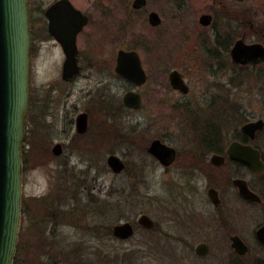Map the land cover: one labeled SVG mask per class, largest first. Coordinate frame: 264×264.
<instances>
[{
    "label": "flooded vegetation",
    "instance_id": "1",
    "mask_svg": "<svg viewBox=\"0 0 264 264\" xmlns=\"http://www.w3.org/2000/svg\"><path fill=\"white\" fill-rule=\"evenodd\" d=\"M238 1L29 0L31 84L21 150L22 182L25 188L26 170L33 157H39L43 165L51 161L55 163L47 180L52 178L57 181L55 188H52L53 182L39 195L29 194L23 201V213L28 218V224L35 225L37 218L38 224H45L38 236V243L49 245L62 225L82 227L88 233L89 254L102 255L103 261L108 264L117 263L118 251H111L107 245L95 247L91 243L104 239L130 240L137 229L151 233L158 229V221L148 215L145 209L134 216L128 213L133 209L138 210L144 198H151L144 192V189H149L144 183V172L153 163L162 169L161 175L171 177V173H175L177 178L182 179L171 181L164 197H160L162 199L155 197L156 202L173 214L169 218L178 221L176 227L179 233L164 237H140L143 244L141 249L146 251L143 258L147 256L151 264H159L155 260L158 250L154 245L160 243L162 238L186 245L189 253L184 264H205V261L208 264H264V243L256 233L260 226H264V118L261 115L254 116L255 113L252 114L236 100L231 102L229 88H224L225 83L219 79L223 72L228 71L226 79L229 87L236 88L256 71L258 74L255 78L264 83V55L248 52L245 61L240 62L230 55L231 47L239 39L244 45L253 43L264 46V21L256 22L254 7L249 4L240 9ZM70 44L73 45L74 62L79 70L71 77L63 78L62 63L67 61L64 51L71 49ZM43 46L53 49L50 57L58 63L60 85L66 87L54 95L48 90L43 92L34 87L36 74L39 73L34 67L35 63H52L47 58L41 59ZM119 52L128 53L121 56L122 63H139L142 78L126 77L115 71ZM178 59L184 64H172L178 63ZM147 62L154 64L152 72L155 87L151 90L154 96L153 115L157 116V120L163 117L171 122L174 118L165 116L163 112L167 110L170 113L173 110L180 113L177 122L181 123L179 130L182 139L178 142L167 139L166 131L147 138L142 129L137 130V125H130L132 129H128L129 135H125L122 128L119 131L113 129L111 133L109 125L112 121L106 117L110 116L112 107L107 102L109 86L104 83V79L107 76L119 78L124 85L121 97L116 101L117 109L139 113L140 110H146V94L142 89L148 85L147 80L150 78L148 67L144 65ZM188 62L193 64L185 65ZM201 69L207 72V77H211L209 83L212 89L200 90L197 96L190 91L191 80L203 76L200 74ZM93 74L100 78L96 82V92L88 90L79 95V91L73 87L75 82L83 76L92 77ZM174 76L181 79L184 91L174 87ZM260 88L257 95L264 102V85ZM129 92L137 94V108L123 104L124 96ZM190 94L199 97L201 102L193 101ZM81 98L89 101L87 108L78 107ZM91 99L94 102L90 106ZM97 111L101 112L104 119H99L101 122L96 132L89 127V123L94 120L92 116ZM246 111L249 116H246ZM81 113L86 121L83 130L78 128ZM48 116L54 120L48 119ZM222 116L226 117L227 123L222 121ZM58 118L62 124L55 131L53 128L57 124L54 122ZM256 120H262L260 128L242 130L245 123ZM228 126L234 132L226 138L223 128ZM131 134H136L139 140L135 143L129 141L126 136ZM152 140H158L165 146L158 151L162 159L149 152ZM117 141L125 147L133 143L142 150L149 162H141L136 165L133 174H127L133 177L129 189H113L104 184L95 186L102 175L111 172L118 175L127 168L124 159L108 148L110 142ZM234 141L258 150V159L263 163L260 171H252L247 164L229 157L226 148ZM172 148L173 156L169 158L165 151ZM87 154L90 155L89 160L85 159L84 155ZM96 154L102 162L98 167L93 166L98 158L94 157ZM112 154L122 162L118 171L112 168ZM214 154L216 157L213 158ZM90 179L92 184H88ZM198 179L203 181L204 196L193 205L199 189ZM236 179L242 180L255 198L243 197L234 182ZM142 186L146 188L139 190ZM210 189L217 199L215 203L209 197ZM35 206L41 208L36 209ZM144 214L153 222L150 228L138 222V217ZM124 222L130 224L133 232L124 238L117 237L111 230L112 226ZM234 237L241 239L245 248L240 246L244 251L238 252L231 245ZM198 244L205 246L204 253L196 251ZM123 251L124 259L134 254ZM170 253L173 251L170 250ZM38 254L42 255L41 252ZM171 259L175 262L174 258ZM171 259L170 264H175Z\"/></svg>",
    "mask_w": 264,
    "mask_h": 264
},
{
    "label": "rangeland",
    "instance_id": "2",
    "mask_svg": "<svg viewBox=\"0 0 264 264\" xmlns=\"http://www.w3.org/2000/svg\"><path fill=\"white\" fill-rule=\"evenodd\" d=\"M251 4L254 9L255 13L253 16L256 22L264 21V0H240L238 1V5L240 9L248 7V5ZM53 49H50L49 47L43 46V52L41 54V59L47 58L49 61H52V63H35L34 67L37 68L38 74H36L35 77V84L34 87L40 89L43 92H46L48 90V93H53V95L56 93V91H63L66 87L60 85V78L58 77L59 69H58V63L54 61V58L51 59L50 53H52ZM51 59V60H50ZM56 59V58H55ZM176 66L183 65L178 59V63H172ZM192 62L185 63V65H191ZM145 67L147 68V73L149 74L150 78H148V85L144 87L143 92L145 95V106L146 110H140L139 113L135 112H121V110L116 108V101H118L121 97V91L123 90V84L120 81L119 78L115 79L113 77L107 76L106 79H104V83H106L109 86V91L107 93L108 95V103L109 106L112 107V110L110 111V116L106 117L108 120H111L110 123L111 127V133L113 134L114 130H118L120 128L123 129V132H126L125 135H129L127 133L131 129L129 128L130 125L136 126L137 130L142 129V132L145 133L147 138H151V136H157L161 133H165V131L168 134L167 139H170L171 142H175L180 139H182L181 132L179 130L180 124L177 121L180 120L179 116L180 113L171 110L170 113L165 110L163 113L165 116L174 118L173 121L167 122L165 118H161L160 120H157V116L153 115L154 112V105H153V99L154 96H152V89L155 87V83L153 81L154 74H153V66L154 64L151 62L144 63ZM262 68L264 70V65H262ZM202 70V69H201ZM255 72V73H254ZM249 76H247V79L236 88L229 87L228 79H226L227 75L229 74L228 71L223 72L219 79L220 81L224 82L223 85L224 88H229L228 92H230L229 100L232 102V100L238 101L240 104H243V107H246L248 111H250L254 116L261 115V117L264 118V110L263 105L264 102L260 96H258L257 92L260 86L264 85V83L260 80H257L255 77L257 76V72L254 71ZM202 73V77L198 79L196 77L195 79H192V86L190 87L191 93H194V95L198 96V93L201 91H210L211 83L210 79L211 77H207L208 74L206 71L200 72ZM198 74V75H200ZM100 79L99 76L96 74H93L92 77H81L77 82H75V91H79V95L81 93H86V91H92V93L96 92L97 90V80ZM99 81V80H98ZM62 86V87H61ZM201 90V91H200ZM171 94V93H170ZM193 101L201 102L199 100V97H194L193 94H190ZM233 98V99H232ZM80 102L78 103V107L80 109L87 108L88 102L84 100L83 98L79 99ZM94 102V99H91L90 106ZM152 110V113H151ZM245 110V109H243ZM247 112V111H246ZM249 116V113L247 112V115ZM94 120H92L91 123H89V127L92 130L98 129V123L100 118L103 117L100 111H97L94 113ZM105 117V116H104ZM50 120H54L52 118L47 117ZM104 119V118H102ZM163 120V121H162ZM137 124H136V123ZM56 128L62 124L60 119L58 118L55 122ZM114 129V130H113ZM129 129V130H128ZM224 136L226 138H229L233 135L232 127H224ZM97 132V131H96ZM122 132V133H123ZM116 133V132H115ZM55 136L56 133H53ZM136 134H131L130 136H126V138L130 141L135 143L139 140V138L135 137ZM169 135H171L169 137ZM175 140V141H174ZM133 143L126 144L127 147L123 146V144L119 143L118 141L115 143L110 142V147L113 150V154H115L118 157H121L126 162L125 166L126 170H124L121 174L115 175L114 172H111V174L102 175L101 178L95 183V186H101L104 184L106 187L109 185L113 189H121L122 187H125L126 189L131 188L129 184L133 181V177H128L127 174H133L134 171H136V165H139L141 162H149L147 158L142 154V150L138 149L136 146L133 145ZM104 148L102 147L101 150ZM85 159L89 160V156L84 155ZM96 158V162L93 163V166L98 167L102 162L100 161L99 156L96 154L94 155ZM92 158V157H91ZM95 158H93L94 160ZM92 162V161H91ZM55 166V163L49 162L46 165H43L39 159V157H33L32 161L30 160V163L28 165V168L26 170V178H25V188H23V199L22 202L27 198L29 194L33 195H39L44 191L45 188H49L51 184L54 182V185L52 188L56 187L57 181L50 178V181H48V177L50 175V170L53 171L52 167ZM150 167H146V172H144V178H145V185L149 189H144V192H146L150 199L144 198V203L140 205V208L133 209L129 211L130 216H134V214L138 213L140 210H144L147 212L148 215L153 217L154 220H157V228L155 231L151 232H143L140 229L136 230V233L133 238L130 240L125 239V241H118L117 239H110L109 240H100L96 241L94 240L91 245L95 247H104V245H107V247L110 248L111 251L115 252L118 251V257L116 256L117 263L113 264H130L129 262H132V264H151L152 261L146 256V258H143L144 251L141 249L142 239L143 236H166L169 235H176L179 233L178 228L176 227L177 220L172 221L169 216H173V214H169L170 211H168L165 207L161 206L158 202H156L155 197L162 199L160 197H164V192L167 191V188L169 183L173 180L176 181H182L181 178H177L175 173H171V177H167L166 174L161 175L162 169L158 167L157 165L153 164L149 165ZM97 169H95L96 171ZM131 178V179H130ZM54 180V181H53ZM88 184H92L93 182L91 179L88 181ZM167 184H166V183ZM199 184L198 193L195 195V199L193 201V205L195 201H199L200 197H203L202 194L203 191V181L202 179L197 180ZM143 188H146L144 186L140 187L139 190H143ZM26 197V198H25ZM25 204V203H24ZM36 209H40L39 207L35 206ZM165 218V219H163ZM171 220V221H169ZM37 220H35L34 224H28V218L25 213H22V217L20 219V230H19V241H17V251H15L14 261L12 264H51L54 262L59 261V264H108L105 261H103L102 255L97 254H89L88 248H89V242L87 241L86 237H88L87 231L82 227H69L62 225L57 230V235L55 238H53V241L51 243L44 244V243H38L39 234L42 232L41 229L45 227V224L37 223ZM178 226V225H177ZM44 230V229H43ZM83 240H86L84 242H81ZM156 250H158L157 259L156 262L159 261V264H170V259L174 258L175 262L171 259L172 262L175 264H184L187 259V253H189V249H187L186 245L180 244V242H169V240L160 239V243H156L155 245ZM91 250V248H90ZM126 250V252H133L134 254L128 256L124 259L123 253ZM170 250L173 251V253H170ZM38 252H41V254H38ZM79 257H77V255ZM169 254H173L169 255ZM39 255V257H38ZM113 255V254H112ZM77 257V259L75 258ZM170 258V259H169ZM105 262V263H104ZM209 262L205 261V264H208Z\"/></svg>",
    "mask_w": 264,
    "mask_h": 264
},
{
    "label": "water",
    "instance_id": "3",
    "mask_svg": "<svg viewBox=\"0 0 264 264\" xmlns=\"http://www.w3.org/2000/svg\"><path fill=\"white\" fill-rule=\"evenodd\" d=\"M29 0H0V264H12L14 253L17 250V241L19 238L20 219L23 199V164L21 162L23 137H25V116L28 113L30 102V84H31V26L29 16ZM71 45V44H70ZM65 49L67 61L62 63V77H71L75 71L79 70L74 62V48ZM248 52H256L257 55H264V46L250 43L244 45L242 39H239L231 47V57L235 61H245ZM116 70L119 74L129 76L130 78H142L139 63H122L121 56L128 53L119 52ZM72 62V63H71ZM74 62V63H73ZM178 76L172 78L176 89H183V82ZM137 94L126 93L123 99L124 105L138 107ZM78 128L83 130L86 124L84 114H79ZM262 120H256L251 123H245L242 130L247 131L260 128ZM165 146L152 140L149 152L158 158L162 156L158 152ZM167 154H166V153ZM163 151L169 158L173 156V148L168 152ZM226 152L232 159H237L243 164H247L252 171H260L263 163L258 159V150L252 149L248 144H240L238 141L232 142L226 148ZM216 157L214 154L213 158ZM112 168L115 171L121 169V161L118 157L110 156ZM162 159V158H161ZM238 185V191L243 197L255 198V195L248 190L247 185L242 180L234 181ZM212 203H215L213 190L208 191ZM138 222L142 226L150 228L153 224L147 215H140ZM113 234L124 238L132 234L133 230L129 223L114 224L112 226ZM257 236L264 243V226L256 230ZM239 237H234L231 245L239 251H244L240 245L245 248ZM196 251L205 252V246L197 245Z\"/></svg>",
    "mask_w": 264,
    "mask_h": 264
},
{
    "label": "trees",
    "instance_id": "4",
    "mask_svg": "<svg viewBox=\"0 0 264 264\" xmlns=\"http://www.w3.org/2000/svg\"><path fill=\"white\" fill-rule=\"evenodd\" d=\"M222 118H223L222 121H223L224 123H227V122H226V121H227V120H226V117H225V116H222ZM21 203H22V209H21V214H22V213L24 212L25 205H24V203L22 202V200H21ZM19 233H20V232H19ZM19 233H18V234H19ZM19 236H20V234H19ZM15 256H16V255H15ZM13 261H14V260H13ZM13 261H12V262H13ZM44 264H45V263H44ZM47 264H48V263H47ZM50 264H51V262H50ZM52 264H54V263H52Z\"/></svg>",
    "mask_w": 264,
    "mask_h": 264
}]
</instances>
